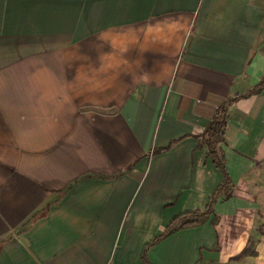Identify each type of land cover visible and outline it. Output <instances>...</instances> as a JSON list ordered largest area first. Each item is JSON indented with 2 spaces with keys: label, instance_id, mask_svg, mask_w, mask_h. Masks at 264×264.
<instances>
[{
  "label": "crops",
  "instance_id": "obj_1",
  "mask_svg": "<svg viewBox=\"0 0 264 264\" xmlns=\"http://www.w3.org/2000/svg\"><path fill=\"white\" fill-rule=\"evenodd\" d=\"M263 71L264 0H0V264H143ZM216 147L153 263L264 264V84Z\"/></svg>",
  "mask_w": 264,
  "mask_h": 264
},
{
  "label": "trees",
  "instance_id": "obj_2",
  "mask_svg": "<svg viewBox=\"0 0 264 264\" xmlns=\"http://www.w3.org/2000/svg\"><path fill=\"white\" fill-rule=\"evenodd\" d=\"M263 84L264 71L261 75V78L244 93L226 98L220 104L215 105V111L211 117V120L206 128L200 133V136L201 141L207 146V156L212 159L215 166L221 171L222 180L213 188L204 208L185 210L176 214L157 234H155L149 241L145 243L141 251V261L143 264H155L148 257V250L167 235L182 228L199 226L209 219V215L211 213L213 216L209 221L211 224H215L217 216L214 212V205L219 197L223 199L230 196L233 185L225 165L223 153L216 147L217 143L222 140L227 125V105L238 97H246L258 92L262 88ZM161 148L163 147L154 148L153 151H158ZM212 248L216 249L217 244L215 243ZM246 251V248L242 250L243 253Z\"/></svg>",
  "mask_w": 264,
  "mask_h": 264
},
{
  "label": "rangeland",
  "instance_id": "obj_3",
  "mask_svg": "<svg viewBox=\"0 0 264 264\" xmlns=\"http://www.w3.org/2000/svg\"><path fill=\"white\" fill-rule=\"evenodd\" d=\"M134 244V247H135V250H132L133 251V259H132V261H137V257H136V249H137V244L138 243H133Z\"/></svg>",
  "mask_w": 264,
  "mask_h": 264
}]
</instances>
